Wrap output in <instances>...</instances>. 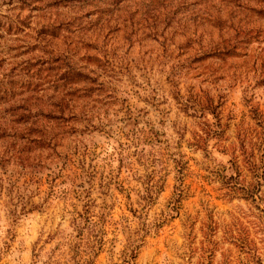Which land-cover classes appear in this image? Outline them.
Instances as JSON below:
<instances>
[{"label":"rangeland","instance_id":"obj_1","mask_svg":"<svg viewBox=\"0 0 264 264\" xmlns=\"http://www.w3.org/2000/svg\"><path fill=\"white\" fill-rule=\"evenodd\" d=\"M0 84L72 113L0 141V264H264V1L0 0Z\"/></svg>","mask_w":264,"mask_h":264},{"label":"trees","instance_id":"obj_2","mask_svg":"<svg viewBox=\"0 0 264 264\" xmlns=\"http://www.w3.org/2000/svg\"><path fill=\"white\" fill-rule=\"evenodd\" d=\"M127 1L128 0H110V2L114 4V6L122 5ZM45 61L46 62H41V65L48 64V61L52 60L49 59ZM55 73H57L58 76L51 82L53 85L57 84V86H59L58 88L60 89H70L71 87H73V84L77 85L78 82L84 83V80L87 79L85 77H82L79 73L73 72L71 74V72H68V70H60L59 68H56ZM35 79L39 78L35 76ZM23 87L26 89L27 86H24L23 84ZM78 90L82 91L84 89L81 88ZM11 92V88H3L0 84V141H6L11 144L15 141V138H17V140L21 138L22 142H25L27 144L40 148H48L51 139L48 138L47 131L43 127L41 121L48 120V122H51L53 124H64L69 120H72V117L70 116V114L72 115V113L69 112V108H67V104L65 103V101H62L63 97L70 91H65L63 94L59 95V97H56L57 101L55 102L43 104V106H45V108L42 107L43 110L39 108L38 105L32 106L31 110V107L24 103L26 101V98H23V100L21 101L15 100V98L12 97ZM39 92L42 93V89L35 88L32 89V92L30 93L39 94ZM27 94H29V92ZM61 102L63 103L61 104ZM65 126L66 125L64 124V127ZM2 146L6 150L8 149V144H4ZM72 264L81 263L73 262Z\"/></svg>","mask_w":264,"mask_h":264}]
</instances>
